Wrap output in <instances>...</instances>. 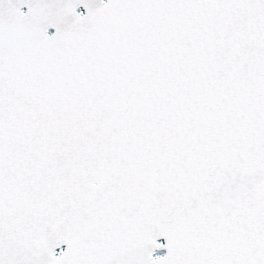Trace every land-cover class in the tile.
Wrapping results in <instances>:
<instances>
[{"label": "snow or ice", "instance_id": "snow-or-ice-1", "mask_svg": "<svg viewBox=\"0 0 264 264\" xmlns=\"http://www.w3.org/2000/svg\"><path fill=\"white\" fill-rule=\"evenodd\" d=\"M0 264H264V0H0Z\"/></svg>", "mask_w": 264, "mask_h": 264}]
</instances>
